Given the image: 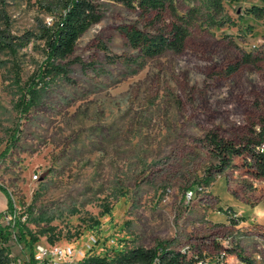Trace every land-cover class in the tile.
<instances>
[{"label":"rangeland","instance_id":"1","mask_svg":"<svg viewBox=\"0 0 264 264\" xmlns=\"http://www.w3.org/2000/svg\"><path fill=\"white\" fill-rule=\"evenodd\" d=\"M56 5L0 0V39L15 45L0 52V184L39 237L33 251L52 239L83 259H112L169 242L211 262L225 252L228 264L244 257L264 264V226L242 211L264 208V179L237 155L208 186L201 180L217 163L209 133L239 145L264 125V19L248 13L263 0H223L220 16L206 0H175L178 15L200 10L185 49L141 69L120 27L168 31L171 12L158 20L100 0L102 19L78 41L68 78L38 81L46 73L44 44L19 45L41 21L53 20ZM209 16L234 24L213 27ZM245 53L257 62L241 63ZM33 77L39 100L22 116L16 105ZM197 184L202 192L186 204ZM7 205L0 191V213ZM10 250L12 264H31L27 242L14 239Z\"/></svg>","mask_w":264,"mask_h":264},{"label":"trees","instance_id":"2","mask_svg":"<svg viewBox=\"0 0 264 264\" xmlns=\"http://www.w3.org/2000/svg\"><path fill=\"white\" fill-rule=\"evenodd\" d=\"M100 0H57L55 7L56 13L50 23L41 21L34 33L27 32L23 36V43L19 46H25L31 40H37L44 44L45 60L43 66L44 72H41L38 81L45 80L51 76H63L68 78V61L75 53L80 38L95 24L102 19L99 6ZM120 3L129 9H136L142 15L156 13L157 19L161 20L163 14L170 11L173 22L170 29H160L155 33H147L136 26H122L120 32L126 37L129 46L137 52V57L132 59L139 68H144L150 59L162 56L166 52L182 53L185 49L187 38L189 37V28L192 26L200 10L191 9L185 15H178L175 0H107ZM264 2V0H263ZM206 4L215 15L220 16L223 13V0H206ZM51 12H53L51 10ZM248 13L256 19H264V7L253 6ZM210 26L222 27L226 24H234L230 19L217 21L215 17L209 16ZM9 49L15 50L13 40L4 37L0 39V52ZM67 61V62H65ZM65 62V63H64ZM256 57L251 53H245L241 63L255 64ZM239 65L230 69L235 72ZM40 96V89L34 77L26 83L24 92L17 102V109L22 116L36 106ZM19 129H16L12 135L14 144L17 141ZM208 147L213 152L217 160L216 165L207 170L202 182L208 186L214 179L215 174L224 173L233 162L234 156L246 155L254 170L264 179V125L259 132H254V136L244 139L239 145L228 141L217 133H209L207 136ZM203 186V185H196ZM0 191L8 197V205L2 216L13 215L14 225H3L0 222V264H12L10 243L16 240L19 243H26L31 249V264H36L34 260V245L39 241V237L25 225L21 217L18 216L17 208L6 187L0 184ZM27 237L29 239L27 240ZM54 245V241L50 239ZM201 257V256H200ZM197 264L196 260L186 252L174 250L169 242H160L153 248L134 247L128 251L121 252L118 256L108 259L107 257L89 256L76 264ZM246 264H254L248 258L242 259Z\"/></svg>","mask_w":264,"mask_h":264},{"label":"built area","instance_id":"3","mask_svg":"<svg viewBox=\"0 0 264 264\" xmlns=\"http://www.w3.org/2000/svg\"><path fill=\"white\" fill-rule=\"evenodd\" d=\"M261 149H264V145H262ZM34 178L37 179L38 176L35 175ZM203 188V186H199L195 191H188L185 195V203L190 204L196 197H198V193L202 192ZM4 222L5 225H14V216H5ZM91 241L93 244L97 242L94 238ZM183 252H186L188 255L192 256L196 260L197 264H228L226 259L227 254L225 252L221 253L214 260V262H211L212 260L205 256L200 257L199 254H190L187 251ZM84 257L85 254L82 251L75 249L71 245H40L37 246L34 251V260L36 264H76L83 260ZM154 264H159V262L156 260ZM237 264L246 263L241 260L238 261Z\"/></svg>","mask_w":264,"mask_h":264},{"label":"crops","instance_id":"4","mask_svg":"<svg viewBox=\"0 0 264 264\" xmlns=\"http://www.w3.org/2000/svg\"><path fill=\"white\" fill-rule=\"evenodd\" d=\"M242 211L248 213L249 217H256L258 225L264 226V208H262V210L260 208H257L256 211H254L253 213L248 210H244V209Z\"/></svg>","mask_w":264,"mask_h":264},{"label":"bare ground","instance_id":"5","mask_svg":"<svg viewBox=\"0 0 264 264\" xmlns=\"http://www.w3.org/2000/svg\"><path fill=\"white\" fill-rule=\"evenodd\" d=\"M89 246V244L87 243V247Z\"/></svg>","mask_w":264,"mask_h":264}]
</instances>
